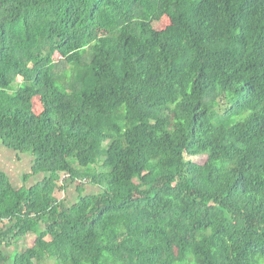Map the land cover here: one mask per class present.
Wrapping results in <instances>:
<instances>
[{"label":"trees","instance_id":"16d2710c","mask_svg":"<svg viewBox=\"0 0 264 264\" xmlns=\"http://www.w3.org/2000/svg\"><path fill=\"white\" fill-rule=\"evenodd\" d=\"M0 143V264H264V0H0Z\"/></svg>","mask_w":264,"mask_h":264},{"label":"rangeland","instance_id":"374dc122","mask_svg":"<svg viewBox=\"0 0 264 264\" xmlns=\"http://www.w3.org/2000/svg\"><path fill=\"white\" fill-rule=\"evenodd\" d=\"M167 10L165 8L162 9L161 16L157 17L155 21L153 22L154 26L158 30H164L167 28L171 21L169 17L167 16ZM107 34V33H105ZM56 58H58V55H56ZM20 82L23 83V79L20 78ZM230 106V103L227 100H222V108L226 109ZM43 107L39 100L35 103V112L37 114L42 113ZM34 157L32 155L23 154L22 157L19 159L17 157V154L10 150L9 148H6L0 143V172H4L9 175V177L12 179L13 183L18 187L24 186V177L25 175L29 174L31 172L32 164H33ZM187 161H190L193 164L198 165H205L208 161L207 155L202 156H196V157H190L187 156ZM95 167H98L97 165ZM64 179V177H63ZM43 180V177L41 178H35L31 180L28 183V186H35L39 182ZM68 189L66 191H58L55 196L58 199H68V201L74 203L76 202L78 196L80 194L89 195L94 194L97 192V189L94 187H91L89 184L83 181H78L74 185H68ZM9 221L5 220L4 222L0 223V229L5 225L8 224ZM37 236L34 234H31L27 237H22L19 239H16L14 241V244L10 248H4L6 253H13V252H23L27 250L28 248H31L36 243ZM46 264H54V262H49Z\"/></svg>","mask_w":264,"mask_h":264}]
</instances>
